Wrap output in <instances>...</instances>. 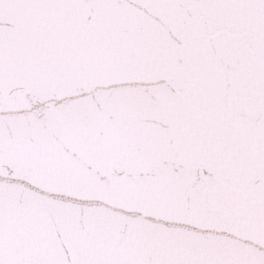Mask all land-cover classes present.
Instances as JSON below:
<instances>
[{
	"label": "snow or ice",
	"instance_id": "1",
	"mask_svg": "<svg viewBox=\"0 0 264 264\" xmlns=\"http://www.w3.org/2000/svg\"><path fill=\"white\" fill-rule=\"evenodd\" d=\"M0 264H264V0H0Z\"/></svg>",
	"mask_w": 264,
	"mask_h": 264
}]
</instances>
